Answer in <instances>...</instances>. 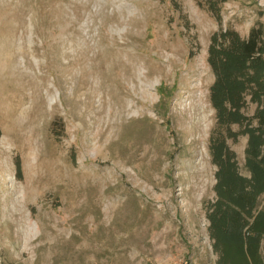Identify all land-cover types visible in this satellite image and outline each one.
<instances>
[{"label": "rangeland", "instance_id": "obj_1", "mask_svg": "<svg viewBox=\"0 0 264 264\" xmlns=\"http://www.w3.org/2000/svg\"><path fill=\"white\" fill-rule=\"evenodd\" d=\"M252 27L264 0H0V264H217L211 136L249 171L208 48Z\"/></svg>", "mask_w": 264, "mask_h": 264}, {"label": "trees", "instance_id": "obj_2", "mask_svg": "<svg viewBox=\"0 0 264 264\" xmlns=\"http://www.w3.org/2000/svg\"><path fill=\"white\" fill-rule=\"evenodd\" d=\"M215 36L208 48V61L215 79L210 96L220 125L237 123L247 135L244 163L248 176L239 173L235 155L225 140L212 135L210 151L215 172V199L206 217L217 264H264L260 246L264 237V209L257 205L264 191V36L252 27L246 37L233 30ZM256 103L253 117L241 111L245 96ZM236 133L229 134L234 138Z\"/></svg>", "mask_w": 264, "mask_h": 264}, {"label": "bare ground", "instance_id": "obj_3", "mask_svg": "<svg viewBox=\"0 0 264 264\" xmlns=\"http://www.w3.org/2000/svg\"><path fill=\"white\" fill-rule=\"evenodd\" d=\"M32 108H30L28 111H25L23 113L24 118L27 120L26 121L27 124H31V123H33L35 121L36 115H34V113L32 114V112H33Z\"/></svg>", "mask_w": 264, "mask_h": 264}]
</instances>
